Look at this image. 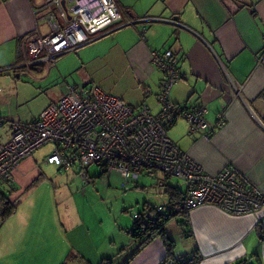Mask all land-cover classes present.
<instances>
[{
    "label": "crops",
    "instance_id": "obj_1",
    "mask_svg": "<svg viewBox=\"0 0 264 264\" xmlns=\"http://www.w3.org/2000/svg\"><path fill=\"white\" fill-rule=\"evenodd\" d=\"M42 1L0 0V69L20 66L14 79L18 72L23 71L21 69H25L20 65L24 36L33 32L42 35L49 32L46 21L39 19L35 12ZM115 2L122 16L121 22L79 46L92 43L91 46L96 47L89 58L85 57L87 53L79 56L81 64L93 66L101 60L121 62L137 78L143 95H151L155 89L157 98L163 74L153 64L151 52L170 49L178 58L181 75L180 81L169 92L170 100L175 104L204 105L205 118L211 127L219 124V114L224 113V124L208 139L199 133L188 134V130H180V126L172 135L168 134L170 139L205 172L216 174L225 166L233 165L264 189V0ZM133 21L134 24L131 23ZM143 32L144 39L141 38ZM17 52L20 54L18 63ZM0 77H6L3 79L16 86L11 75ZM5 102L2 103L0 98L1 116L20 120L1 113V104L3 108L9 105L7 96ZM3 137L4 134H0V138ZM27 158L20 161L12 172L13 182L22 187L25 185V192L34 186L32 182L40 175L38 166L29 167ZM42 164L54 166L43 160ZM20 167L23 173L19 171ZM73 171L79 173L77 168ZM18 193L16 190L10 197L14 194L12 199L20 196ZM18 206L4 222L0 221V264H61L70 252L81 255L91 264L109 258L110 251L106 247L86 250L76 242V238L75 241L68 239L76 250L69 248L66 254L64 236L58 237L57 230L48 225L49 218L46 215L35 218L32 207L18 212ZM188 216L190 238L196 240L194 249L198 250L201 258L198 264H231L249 255L259 258L264 264V239H259L257 230V227L264 229V212L233 217L215 207L200 206L190 210ZM61 221L62 226H68L64 217ZM75 225L73 222L71 231L75 230ZM57 226L61 227L58 222ZM129 228H126V234L133 242ZM75 234L79 236L77 232ZM117 254L121 256L123 252ZM165 254L164 242L155 238L127 264H160Z\"/></svg>",
    "mask_w": 264,
    "mask_h": 264
},
{
    "label": "built area",
    "instance_id": "obj_2",
    "mask_svg": "<svg viewBox=\"0 0 264 264\" xmlns=\"http://www.w3.org/2000/svg\"><path fill=\"white\" fill-rule=\"evenodd\" d=\"M35 12L46 21L49 32L24 36L20 65L25 69L48 65L52 58L92 41L122 19L115 0H43ZM151 59L163 74L157 113L145 104L131 107L99 86L85 85L69 88L33 120H8L0 114V134H4L0 138V179L13 182L12 172L20 161L51 144L45 163L66 171L78 165L86 178L87 168L95 164L106 177L117 172L131 180L140 174L156 176L159 186H166L171 178L182 182V201L167 200L155 206L159 214L200 206H212L233 217L264 212V189L239 169L227 165L216 174L207 173L170 139L168 131L178 118L188 124L189 133L208 139L224 124V113L219 114V124L211 127L204 105L173 103L169 92L181 79L178 58L164 49L152 51ZM140 216L151 219L154 213L133 215Z\"/></svg>",
    "mask_w": 264,
    "mask_h": 264
},
{
    "label": "rangeland",
    "instance_id": "obj_3",
    "mask_svg": "<svg viewBox=\"0 0 264 264\" xmlns=\"http://www.w3.org/2000/svg\"><path fill=\"white\" fill-rule=\"evenodd\" d=\"M91 45L92 43L52 58L48 65L21 69L23 71L18 72L15 79L13 77L17 73L11 72L16 86L3 79L6 77H0L1 102L6 103V96L9 99L8 107L3 108L1 104V113L27 121L38 116L52 101L61 98L67 89L85 85L99 86L122 98L129 105L145 103L151 107L152 113L159 112L161 105L154 95L155 89L153 94L143 95L137 78L121 62L109 63L101 60L93 66L82 65L79 56L87 53L85 57L89 58L96 48ZM177 126H180V130L185 128V132L189 127L184 120L178 118L168 134L172 135ZM50 151L51 144H46L27 158L29 167L38 166L40 175L34 174L37 176L32 182L34 186L27 192L24 190L25 185L22 187L21 184L15 183L18 194L24 193L21 200L19 199L17 211L32 207L35 218H43L46 215L49 218L48 225L57 230L58 237L64 236L66 254L69 248L74 247L68 239L75 241L76 238V242L86 250L106 247L110 251L109 258L113 259V264H121L136 247V242H132L126 234V228L134 221L133 215L141 213L145 203L151 206L166 203L168 197L165 194V186L158 185L156 176L150 177L146 174H140L134 180L126 179L117 172H112L108 177L105 174L100 176L101 167L95 164L88 168L89 179L80 173H74L73 170L79 169L78 165L67 171H59L54 166L47 167L42 164L43 158ZM19 171L23 173V168L20 167ZM167 181L169 186H178L184 191L185 185L182 182L174 178ZM0 188H4L2 184ZM63 217L65 222L69 223L68 226H62ZM181 219L182 216L172 218L166 225V231L175 241L172 249L174 255L189 257L197 244L195 239L183 235L182 227L178 223ZM57 222L61 227L57 226ZM73 222L76 224L75 230L71 231ZM62 227H65V230H62ZM74 249L76 250L75 247ZM122 252L123 256H118L117 253ZM162 261L160 264H164ZM187 264H193V261Z\"/></svg>",
    "mask_w": 264,
    "mask_h": 264
},
{
    "label": "trees",
    "instance_id": "obj_4",
    "mask_svg": "<svg viewBox=\"0 0 264 264\" xmlns=\"http://www.w3.org/2000/svg\"><path fill=\"white\" fill-rule=\"evenodd\" d=\"M19 52H17V59L16 63L19 62ZM35 67V66H33ZM15 66H10L9 68H1L0 69V76L2 75H11V72L17 71ZM59 170H63L59 168ZM87 177L88 175V168H87ZM104 174L101 170L100 176ZM0 184L3 185L4 188H0V221L4 222L9 216H11L17 206L19 204L20 196H16L14 199L10 197L15 191V183L9 182L3 179H0ZM165 194L167 195L169 202H173L174 204H179L182 201V194L183 190L178 186H169L168 184L165 186ZM143 211L140 213L142 215L144 211L153 212L154 218L151 219H144L143 216L139 218H134V221L130 228L128 229V233L131 238L137 243V247L135 248L134 252L129 255L122 264H127L132 257L140 251L143 247L151 243L155 238H161L164 242L166 248V254L162 261L164 264H187L189 261H193V264H198L200 261V254L197 249H195L191 255L184 256V255H174L172 249L175 246L174 239L169 236L166 232V225L167 223L176 216H182V219L178 221L181 225L182 230L184 232L185 237H192L191 236V228L189 223V211L188 210H181V211H173L170 214H159L155 210V206H151L147 203L143 206ZM264 229L260 227L259 230V239H264ZM256 256V255H255ZM254 256V257H255ZM71 262H77V264H91L87 261L84 257L79 254L70 252L68 253L63 262L61 264H71ZM98 264H113L110 258H103ZM231 264H262L259 258H253L252 255L247 257H242L237 259Z\"/></svg>",
    "mask_w": 264,
    "mask_h": 264
},
{
    "label": "water",
    "instance_id": "obj_5",
    "mask_svg": "<svg viewBox=\"0 0 264 264\" xmlns=\"http://www.w3.org/2000/svg\"><path fill=\"white\" fill-rule=\"evenodd\" d=\"M132 24H134L135 23V21H133V22H131ZM58 56H60V55H58ZM57 56V57H58ZM20 66H16V68L15 69H18Z\"/></svg>",
    "mask_w": 264,
    "mask_h": 264
}]
</instances>
